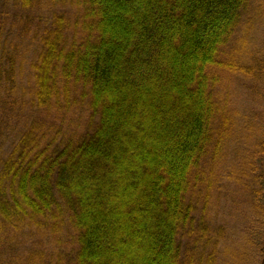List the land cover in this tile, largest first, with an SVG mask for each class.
<instances>
[{"label": "trees", "instance_id": "trees-1", "mask_svg": "<svg viewBox=\"0 0 264 264\" xmlns=\"http://www.w3.org/2000/svg\"><path fill=\"white\" fill-rule=\"evenodd\" d=\"M0 264H264V0H0Z\"/></svg>", "mask_w": 264, "mask_h": 264}, {"label": "rangeland", "instance_id": "rangeland-1", "mask_svg": "<svg viewBox=\"0 0 264 264\" xmlns=\"http://www.w3.org/2000/svg\"><path fill=\"white\" fill-rule=\"evenodd\" d=\"M27 15V14H26ZM25 15V16H26ZM43 17H50V9H46L43 13ZM7 24H11V19L7 21ZM7 25V27H8ZM34 32V26H31L29 28V31ZM20 35V53H19V58L16 60V70L14 72V79L9 82V89H13L15 92V95L20 99L23 98V95H21L23 89L27 86L28 80H30L31 83V78H32V72L30 70V64L33 59V56H35V50H36V44L35 41L32 39V34L25 36L19 33ZM24 66L23 70H20L21 66ZM242 103V101L240 100ZM13 127V122L10 123ZM11 127L8 128L9 131H11ZM228 210L227 209H221V215L224 214L226 215L227 220H229L230 224L233 226L235 221L238 219L237 213L233 215V218L229 217V214L227 215Z\"/></svg>", "mask_w": 264, "mask_h": 264}]
</instances>
